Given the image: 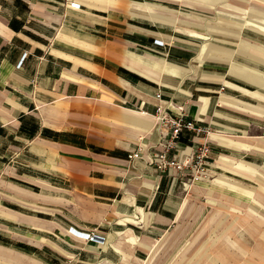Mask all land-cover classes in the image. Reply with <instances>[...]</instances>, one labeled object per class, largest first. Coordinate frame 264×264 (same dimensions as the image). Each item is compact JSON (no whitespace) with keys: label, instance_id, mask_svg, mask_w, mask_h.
I'll return each mask as SVG.
<instances>
[{"label":"crops","instance_id":"0c3cea01","mask_svg":"<svg viewBox=\"0 0 264 264\" xmlns=\"http://www.w3.org/2000/svg\"><path fill=\"white\" fill-rule=\"evenodd\" d=\"M249 23L264 0H0V264L151 263L240 193L221 181L248 191L264 163ZM160 105L211 130L174 153L207 143V179L154 166Z\"/></svg>","mask_w":264,"mask_h":264},{"label":"rangeland","instance_id":"374dc122","mask_svg":"<svg viewBox=\"0 0 264 264\" xmlns=\"http://www.w3.org/2000/svg\"><path fill=\"white\" fill-rule=\"evenodd\" d=\"M241 4L248 5L245 9L249 7L253 16L262 15V9L255 5ZM260 172L261 177L240 181L241 187L248 191L221 181V185L240 193L231 194L232 199H224L213 214H208L189 245L162 248L152 262L146 264H264V163L260 164ZM86 233L99 234L97 231Z\"/></svg>","mask_w":264,"mask_h":264},{"label":"built area","instance_id":"2783aa9c","mask_svg":"<svg viewBox=\"0 0 264 264\" xmlns=\"http://www.w3.org/2000/svg\"><path fill=\"white\" fill-rule=\"evenodd\" d=\"M159 100H162V95L159 94ZM157 127L168 132L164 139V149L158 153L154 159V166L160 172L176 171L182 178L192 176V183L199 180L207 179L208 177V160L210 159V149L208 144L199 146L196 153L192 156L184 158H176L174 153L179 149V142L183 132H194L197 135L210 136L211 130L190 120L185 110L177 115H169L166 107L160 105L156 112ZM142 157V149L139 148L130 156V160H137ZM87 239L91 242L103 241L101 236L96 234L85 233Z\"/></svg>","mask_w":264,"mask_h":264},{"label":"bare ground","instance_id":"6f19581e","mask_svg":"<svg viewBox=\"0 0 264 264\" xmlns=\"http://www.w3.org/2000/svg\"><path fill=\"white\" fill-rule=\"evenodd\" d=\"M220 9V8H219ZM245 10V9H244ZM226 12H228V11H226ZM232 13V12H231ZM235 15V13H233V17H236V16H234ZM238 18V17H237ZM240 18V17H239ZM241 18H242V16H241ZM244 18V17H243ZM249 26H251L252 28H254V29H258V30H261V31H263L264 32V28L262 27V26H259L257 23H249ZM243 27V26H242ZM258 51L259 52H263L264 50L263 49H258ZM212 59V58H211ZM218 60V59H217ZM223 61V60H222ZM226 61V60H225ZM259 64V63H258ZM250 197L252 198L253 197V195H250ZM238 211V210H237ZM251 219V218H250ZM261 221V220H260ZM155 243V242H154Z\"/></svg>","mask_w":264,"mask_h":264}]
</instances>
